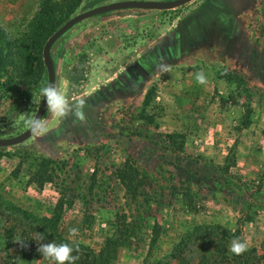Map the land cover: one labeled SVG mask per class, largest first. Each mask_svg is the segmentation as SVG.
<instances>
[{
	"label": "rangeland",
	"instance_id": "obj_1",
	"mask_svg": "<svg viewBox=\"0 0 264 264\" xmlns=\"http://www.w3.org/2000/svg\"><path fill=\"white\" fill-rule=\"evenodd\" d=\"M53 1L62 4L55 15L67 17L64 23L116 0H77L71 11L63 0ZM39 2L0 0V27L13 47L0 89V137L28 128L25 121L34 117L47 84L42 58L47 39L33 31ZM30 52L38 56L36 70L23 76L24 57ZM51 56L56 85L70 99L86 98L87 119H58L46 111L47 133L8 149L31 144L44 157L78 165L83 178L96 169L95 191L105 210L90 225L84 222L80 201L55 215L56 194L14 178L16 160L0 158V264H54L37 251L38 243L50 242L70 244L79 257L75 264H94L93 256L115 229L113 212L124 202L114 191L111 166L126 154L145 172L154 188L149 191L185 177L200 179L206 188L216 183L214 170L228 157L233 160L228 178L239 180L251 198L264 201V0H191L168 10L125 9L92 16L57 39ZM225 70L239 75L247 90L239 94L235 83L218 77ZM199 72L206 84L197 82ZM151 85L155 92L147 112L157 128L135 123L132 130L131 115ZM247 109L250 122L245 126ZM154 131L183 133L191 157L154 144L160 140ZM222 194L197 212L162 207L156 212V241L121 249L112 264H264V210L253 221L242 222V241L249 243L242 255L229 251L231 241H221L216 250L199 235L187 237L196 226L236 230L243 213L228 207ZM71 228L78 230L75 235Z\"/></svg>",
	"mask_w": 264,
	"mask_h": 264
},
{
	"label": "trees",
	"instance_id": "obj_2",
	"mask_svg": "<svg viewBox=\"0 0 264 264\" xmlns=\"http://www.w3.org/2000/svg\"><path fill=\"white\" fill-rule=\"evenodd\" d=\"M62 3L66 10L71 11L76 7L77 0H63ZM59 5L62 4L53 0H40L38 11L33 18V31L39 38L48 39L63 24L61 23L62 19L67 18H57L55 15ZM12 48L7 33L0 27V89L3 85L4 71L12 60ZM37 61L38 56L32 52L24 57L23 76L35 73ZM218 77L235 83L239 94L242 93V90H247L244 80L234 72L225 70L219 72ZM154 92V86L151 85L147 88L141 105L131 115L132 127L130 129L135 130V123H140L144 127L157 128L154 116L147 112ZM249 111L247 109L243 116V125L245 126L250 122ZM262 132L264 136V129ZM153 136L160 137V140L154 144H163L167 147L165 149L178 156L191 157L186 154L188 146L183 133L157 134L154 131ZM0 158L16 160L11 172L14 178L24 181L26 184H34L38 188H48L56 194L55 215H59L65 207H71L76 201H80L86 224L90 225L103 216L105 201H102L95 191L96 169L87 178H83L79 174L78 165L73 166L65 160L44 157L31 144H24L14 150L0 147ZM232 162L227 157L224 164L216 166L213 175V180L216 183L210 182L206 188H203L200 179L185 177L177 182L159 184L158 189L149 191L148 189L154 188L146 181L145 172L139 168L135 157L126 154L120 164L111 166V175L116 184L114 191L122 196L124 202L119 210L113 212L115 229L112 234L105 237L98 253L93 256L94 264H112L118 252L124 248L140 249L147 243L152 245L160 232V223L157 220L156 212L162 207L173 206L197 212L208 200L217 199L218 192L223 193V201L228 207L234 211L241 210L243 213V219L239 221L236 230L231 232L218 224L205 227L196 226L187 234V237L191 240L199 235L205 239L204 241L215 246L216 250L221 247L223 240L232 241L234 238L242 240V222L253 221L255 216L264 210V201L251 198V194H246L247 187L244 189L237 183L239 180L228 178ZM152 205L154 208H151ZM132 206L135 208L132 209ZM219 235L222 239L219 238Z\"/></svg>",
	"mask_w": 264,
	"mask_h": 264
},
{
	"label": "clouds",
	"instance_id": "obj_3",
	"mask_svg": "<svg viewBox=\"0 0 264 264\" xmlns=\"http://www.w3.org/2000/svg\"><path fill=\"white\" fill-rule=\"evenodd\" d=\"M196 80L199 84H206L207 78L203 72L196 74ZM41 97H46L47 112L50 116H55L58 119H65L69 115L80 123H84L87 119L84 109L87 106V100L85 97L69 96L57 85L49 83L47 86L41 89ZM29 130L35 136H42L47 133L48 126L47 121L44 118H28L25 121ZM76 228L69 230L70 234L75 235L77 233ZM20 245L26 246L25 242L21 240H15ZM38 252L42 253L43 258L53 261L54 264H75V261L79 259L78 256H74L73 247L68 243L57 244L55 242L50 243H38ZM249 248L247 241H242L240 238H234L231 241L229 251L237 256L242 255Z\"/></svg>",
	"mask_w": 264,
	"mask_h": 264
},
{
	"label": "water",
	"instance_id": "obj_4",
	"mask_svg": "<svg viewBox=\"0 0 264 264\" xmlns=\"http://www.w3.org/2000/svg\"><path fill=\"white\" fill-rule=\"evenodd\" d=\"M191 0H116L104 4H100L98 6L92 7L85 11L79 12L70 18H68L55 32H53L49 38L46 40L43 50H42V58L44 65L47 71V84L53 83L56 85V72L53 63V59L51 56V47L55 43L57 39H59L65 32H67L71 27L80 21L112 12L117 10H125V9H143V10H168L178 6H181ZM47 111V103L46 97H43L40 101V104L36 110L34 117L43 118L44 114ZM33 117V118H34ZM31 130L26 128L24 131L11 136L0 137V147H11L15 145L22 144L27 139L32 136Z\"/></svg>",
	"mask_w": 264,
	"mask_h": 264
},
{
	"label": "flooded vegetation",
	"instance_id": "obj_5",
	"mask_svg": "<svg viewBox=\"0 0 264 264\" xmlns=\"http://www.w3.org/2000/svg\"><path fill=\"white\" fill-rule=\"evenodd\" d=\"M101 15V14H100ZM54 63V62H53Z\"/></svg>",
	"mask_w": 264,
	"mask_h": 264
}]
</instances>
